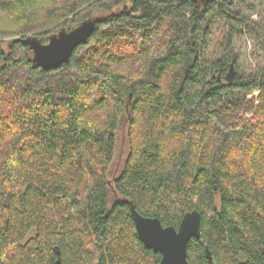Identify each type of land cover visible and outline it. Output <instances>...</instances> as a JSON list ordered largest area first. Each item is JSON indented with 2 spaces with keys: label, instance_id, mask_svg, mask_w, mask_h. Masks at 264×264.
Masks as SVG:
<instances>
[{
  "label": "trees",
  "instance_id": "16d2710c",
  "mask_svg": "<svg viewBox=\"0 0 264 264\" xmlns=\"http://www.w3.org/2000/svg\"><path fill=\"white\" fill-rule=\"evenodd\" d=\"M239 1L0 0L19 22L0 29L2 264H160L130 203L177 230L200 213L190 264H264V66L235 50L244 34L264 53V13ZM88 21L68 63L35 64L25 40Z\"/></svg>",
  "mask_w": 264,
  "mask_h": 264
},
{
  "label": "water",
  "instance_id": "95a60500",
  "mask_svg": "<svg viewBox=\"0 0 264 264\" xmlns=\"http://www.w3.org/2000/svg\"><path fill=\"white\" fill-rule=\"evenodd\" d=\"M94 29L95 22L88 21L71 32L63 31L52 36L46 45L34 38L25 42L34 52L35 64L40 68L53 70L68 63L73 51L90 37ZM130 205L139 238L148 249L162 255L160 264H190L189 242L201 237V215L198 211L187 213L177 230L174 227H164L159 219L144 217L133 203Z\"/></svg>",
  "mask_w": 264,
  "mask_h": 264
},
{
  "label": "rangeland",
  "instance_id": "374dc122",
  "mask_svg": "<svg viewBox=\"0 0 264 264\" xmlns=\"http://www.w3.org/2000/svg\"><path fill=\"white\" fill-rule=\"evenodd\" d=\"M237 11L253 20H257L259 19V15L264 13V0H241L237 3ZM18 25L19 22L16 19V15L0 10V29L14 31L17 29ZM12 39L14 38L9 36L6 40L8 42ZM235 50L240 57L246 74H250L256 69L255 67L264 66V53L260 51L256 44L244 34H240L236 38ZM256 95H258V93ZM128 127L129 122L125 117L116 133L118 140L116 157L109 174L112 184L115 178L123 171L129 153ZM111 198L112 200L116 199L114 191L112 192Z\"/></svg>",
  "mask_w": 264,
  "mask_h": 264
}]
</instances>
